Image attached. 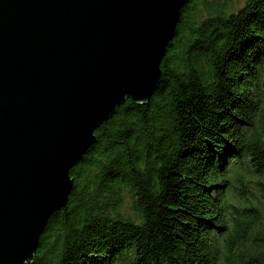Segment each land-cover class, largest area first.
<instances>
[{"label":"trees","instance_id":"1","mask_svg":"<svg viewBox=\"0 0 264 264\" xmlns=\"http://www.w3.org/2000/svg\"><path fill=\"white\" fill-rule=\"evenodd\" d=\"M161 69L96 130L30 264H264L243 180L264 191V0H187Z\"/></svg>","mask_w":264,"mask_h":264},{"label":"water","instance_id":"2","mask_svg":"<svg viewBox=\"0 0 264 264\" xmlns=\"http://www.w3.org/2000/svg\"><path fill=\"white\" fill-rule=\"evenodd\" d=\"M187 0H0V264L34 261L71 169L147 103Z\"/></svg>","mask_w":264,"mask_h":264},{"label":"rangeland","instance_id":"3","mask_svg":"<svg viewBox=\"0 0 264 264\" xmlns=\"http://www.w3.org/2000/svg\"><path fill=\"white\" fill-rule=\"evenodd\" d=\"M234 2L241 5L245 2V0H234ZM243 175H244V179H243L244 184H246L249 193L250 194L253 193L252 196L258 202L264 204V191L262 190V186L257 183V180H261L259 175L255 174L254 171H249L248 169L243 172Z\"/></svg>","mask_w":264,"mask_h":264}]
</instances>
